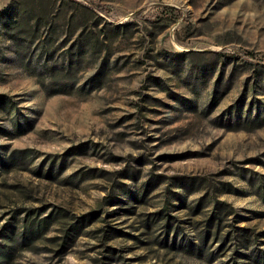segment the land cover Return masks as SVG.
I'll use <instances>...</instances> for the list:
<instances>
[{"label":"rangeland","instance_id":"rangeland-1","mask_svg":"<svg viewBox=\"0 0 264 264\" xmlns=\"http://www.w3.org/2000/svg\"><path fill=\"white\" fill-rule=\"evenodd\" d=\"M0 264H264V0H0Z\"/></svg>","mask_w":264,"mask_h":264},{"label":"trees","instance_id":"trees-1","mask_svg":"<svg viewBox=\"0 0 264 264\" xmlns=\"http://www.w3.org/2000/svg\"><path fill=\"white\" fill-rule=\"evenodd\" d=\"M10 256V252L5 251L1 254V260H3V262L8 263V260H6V258H8Z\"/></svg>","mask_w":264,"mask_h":264}]
</instances>
